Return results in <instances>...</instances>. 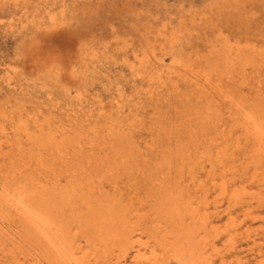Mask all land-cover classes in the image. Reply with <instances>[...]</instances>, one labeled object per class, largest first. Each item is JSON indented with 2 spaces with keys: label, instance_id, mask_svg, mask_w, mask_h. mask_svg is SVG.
Masks as SVG:
<instances>
[{
  "label": "rangeland",
  "instance_id": "1",
  "mask_svg": "<svg viewBox=\"0 0 264 264\" xmlns=\"http://www.w3.org/2000/svg\"><path fill=\"white\" fill-rule=\"evenodd\" d=\"M263 1L58 0L57 4H47L43 0L38 2L25 0V3L24 0H0V143L3 144L2 148L4 149L2 151L0 148L2 151L0 152V187L14 186L18 182L26 186L29 184L30 187L38 186V190H45L47 194L58 192L60 197L64 193L73 194L75 200L72 206L70 204L62 205V207L68 209V212L65 210L64 213L67 216L70 214L71 218L67 225V227L70 226L68 228L70 230L69 237L73 241L75 240L77 246L83 248V253L87 252L85 258L87 264L88 262H90L89 264H116L118 260H121V264H138L133 257L134 249H130L126 257L123 249L113 246L111 242L105 243L108 240L105 232L107 228L103 227L105 231L100 228L104 234L95 228L96 220L102 223V219H97L99 213L100 215L104 213L105 218L102 216L104 220L114 213L115 218L120 220L119 222L116 220L118 225H121V220L127 224L130 219V222L135 221L129 224H132V228L136 225L135 229L138 233H142L143 242L149 243L151 249L155 246V240L163 239L164 230L169 223L165 219V214L162 213L164 212L163 203L172 194L179 195L180 193L185 197L186 203H191L189 205L191 208H199L200 213L206 214L210 222L209 228L206 231L201 229V236H198L200 239H198L200 244L197 243L198 253L201 251L202 260L207 259L209 264H264V152L259 150L254 136L251 132L248 133L244 126L247 114L264 119ZM220 29L222 30L220 31ZM214 45L215 47L212 49ZM84 50L89 54L86 57V67H82V57L80 56ZM136 55L139 58H136ZM144 57L148 62L143 66L139 59ZM249 60L251 61L250 66H248ZM148 66L151 67V70L154 68L151 75L145 74ZM169 70L183 75L188 74L191 77L192 71H194L201 82L208 78L211 80V85L203 83L205 85L203 89L197 88L195 85L193 86V81L178 79L174 75V80H167V85L155 89L158 82L157 73L164 72V75L167 76ZM212 71L216 73L213 74ZM150 76L155 80L150 81ZM210 76L212 77L210 78ZM143 77L146 79L143 80ZM197 94H200L199 97ZM253 103L254 105H252ZM1 109H3L2 112ZM194 120L197 122L196 124ZM200 120L202 121L200 122ZM82 122L83 124H81ZM28 123L30 126L27 125ZM126 124H129L128 128L123 127L127 126ZM175 124L184 126L186 129ZM78 127L82 129L80 130ZM20 128L24 131H19ZM134 128L138 130L135 129V132ZM174 128L177 130L174 131ZM182 129L186 134H183ZM29 132L32 134L30 133V135ZM208 136H211L212 139ZM169 140L173 144H170ZM192 141L194 142L192 143ZM97 143L99 144L97 145ZM240 143L241 145H239ZM127 149L128 151H126ZM152 156L153 160L150 158ZM193 157H196L198 161ZM155 159H157L156 162ZM85 161L88 162L84 164ZM67 162H70V165ZM95 165L96 167L93 168ZM107 165L109 166L106 167ZM140 165L145 169H142ZM201 169L202 171H200ZM80 170L84 172V175ZM33 171L35 176L32 175ZM49 173L51 174L49 175ZM70 175L73 177L71 178ZM135 175H139L141 179ZM151 175L152 177H150ZM65 176L67 179L64 178ZM88 176L89 178H87ZM106 176L110 178L108 179ZM165 176L167 178H164ZM21 177L24 179L22 180ZM77 177L79 180L76 179ZM98 177L104 181L100 182ZM171 177L174 178L171 179ZM209 177L212 179L211 181ZM152 178L154 180H151ZM85 179L86 181H84ZM178 179L182 180L178 181ZM93 182L96 183V186ZM54 183L56 187L53 186ZM167 183L168 185H166ZM69 184L70 186H67ZM100 184L102 185L100 186ZM206 184H212L213 187ZM44 186L45 188H42ZM61 186L63 191H61ZM131 186L132 188H130ZM171 187L173 188L171 189ZM89 188L90 190H88ZM224 188L227 189L226 193H223ZM97 189L98 191H96ZM180 189L187 194L181 192ZM71 190L74 192L71 193ZM102 190L104 192H101ZM89 192L91 193L89 194ZM102 193L106 194L103 196ZM93 196L95 202H93ZM115 199L119 201H114ZM91 201L96 206L91 205ZM119 202L122 204L125 202L123 204L125 206L119 205ZM112 203L113 205H111ZM76 204H80L78 205L80 207ZM90 205L92 211L88 208ZM102 205L107 207V210ZM127 207H129L128 210ZM121 213H124L126 217ZM137 213L141 215H137ZM5 219L7 221L0 217V226H2L0 233H3V236H0V264H51L48 261L50 256L44 247L39 246V248L37 241L28 236L18 217L9 214ZM91 224L93 227H90ZM102 225L108 227L106 223ZM139 225L141 226L139 227ZM194 225L192 227H195ZM79 231L82 233H78ZM85 232L86 235L83 234ZM94 235L96 238L91 237ZM87 236L93 240L88 239ZM88 242L90 243L88 244ZM201 243H203L202 246H200ZM98 247L99 249H95ZM107 248L109 249L105 250ZM92 250L101 251L94 252ZM158 252L160 254L158 264H179L170 252L166 253L160 249Z\"/></svg>",
  "mask_w": 264,
  "mask_h": 264
},
{
  "label": "bare ground",
  "instance_id": "2",
  "mask_svg": "<svg viewBox=\"0 0 264 264\" xmlns=\"http://www.w3.org/2000/svg\"><path fill=\"white\" fill-rule=\"evenodd\" d=\"M35 1H40V0H35ZM42 1V0H41ZM44 2H46L47 4H51V3H55V4H57V1L58 0H43ZM224 1V0H223ZM251 1V0H250ZM23 2V1H22ZM215 2V1H214ZM264 2V1H263ZM24 3H25V0H24ZM41 4V3H40ZM205 4V3H204ZM197 5V4H196ZM262 5H264L263 3H262ZM89 6V5H88ZM198 6V5H197ZM251 7V6H250ZM198 8V7H197ZM205 8V7H204ZM206 9V8H205ZM96 11V10H95ZM209 11V10H208ZM216 11V10H215ZM46 13H47V11H46ZM97 13V12H96ZM229 13V12H228ZM250 13V12H249ZM217 14H218V12H217ZM53 15V14H52ZM56 15V14H55ZM209 15H212V14H209ZM250 15V14H249ZM256 15V14H255ZM254 15V16H255ZM213 16V15H212ZM214 19V18H213ZM240 19V18H239ZM2 21V20H1ZM15 21V20H14ZM228 21V20H227ZM214 25V24H213ZM244 27V26H243ZM29 28V27H28ZM212 28V27H211ZM164 29V28H163ZM254 29H256V28H254ZM222 29H220V31H221ZM257 30V29H256ZM219 31V32H220ZM28 32V31H27ZM157 32V31H156ZM24 34V33H23ZM208 34V33H207ZM214 35V34H213ZM213 35H212V37H213ZM223 35V34H222ZM24 36V35H23ZM148 36V35H147ZM151 36V35H150ZM12 37V36H11ZM156 37H157V35H156ZM221 37V36H220ZM224 37V36H223ZM215 38H216V36H215ZM219 38V37H218ZM210 39V38H209ZM146 40V39H145ZM147 40H148V38H147ZM211 40V39H210ZM213 40V39H212ZM228 40V42H229V39H227ZM236 40V39H235ZM24 41H25V39H24ZM215 41V40H214ZM35 42V41H34ZM118 43V42H117ZM212 43V42H211ZM215 43V42H214ZM233 43H234V41H233ZM25 44V43H24ZM216 44V43H215ZM218 44V43H217ZM222 44V43H221ZM252 44V43H251ZM229 45V44H228ZM242 45V44H241ZM255 45V44H254ZM213 47H215V45L214 46H212V49H213ZM224 47V46H223ZM245 48V47H244ZM262 48V47H261ZM264 48V47H263ZM37 49V48H36ZM83 49V48H82ZM210 49V48H209ZM236 49V48H235ZM259 49V48H258ZM54 50V49H53ZM160 50V49H159ZM208 50V49H207ZM63 52V51H62ZM264 52V51H263ZM67 53V52H66ZM69 53V52H68ZM255 53V52H254ZM259 53H260V51H259ZM72 54V53H71ZM118 54V53H117ZM130 54V53H129ZM155 54V53H154ZM214 54V53H213ZM87 55H89V54H87L86 53V50H84L83 52H81L80 53V56L82 57L81 58V60H82V67H86V65H85V63L87 62ZM204 55V54H203ZM258 55V54H257ZM263 55V54H262ZM134 56V55H133ZM207 56V58H208V54L206 55ZM232 57L231 58H233V55H231ZM62 57V56H61ZM119 57V56H118ZM136 58H139V56L138 55H136L135 56ZM135 58V59H136ZM252 59V58H251ZM25 60H26V58H25ZM202 60V59H201ZM200 60V61H201ZM248 60V59H247ZM139 61H140V63L144 66L145 65V63H147L148 61H147V59L144 57V58H141V59H139ZM176 61V60H175ZM255 61H257L256 60V58H255ZM177 62V61H176ZM206 62V61H205ZM250 60H249V65L248 66H250L251 64H250ZM254 62V61H253ZM259 62V61H258ZM109 63V62H108ZM197 63V62H196ZM110 64V63H109ZM178 64H180L179 62H178ZM236 65V64H235ZM245 65V64H244ZM256 65V64H255ZM130 66V65H129ZM254 66V65H253ZM253 66H251L252 68H253ZM257 66V65H256ZM199 67V66H198ZM197 67V68H198ZM204 67V66H203ZM237 67V66H236ZM258 67V66H257ZM139 68V67H138ZM86 69V68H85ZM133 69V68H132ZM209 69V68H208ZM213 69V68H212ZM223 69V68H222ZM253 69H255V68H253ZM261 69V68H260ZM153 70H154V68H152V70H151V67H147V70H146V72H145V74H147L148 73V75H151V73L153 72ZM203 70H204V68H203ZM244 70V69H243ZM23 71V70H22ZM59 71V70H58ZM201 71V70H200ZM258 71V70H257ZM222 72V71H221ZM259 72V71H258ZM192 73H193V75H192V77L191 76H188V74H185V75H183V74H180V73H178V72H176V71H172V70H169L168 71V73H167V76H165L164 74V72H159V73H157V79H158V82H157V85H156V88L155 89H157V88H160L161 86L163 87L164 85H167V80H169V81H172V80H174V75H176V77L178 78V79H182V80H185V79H187L188 81H193V86L195 85L197 88H201V89H203L204 87L203 86H205V85H203V83H208L209 84V86L211 85V80L210 79H208V78H206V79H204V80H202V82L200 81V79H199V77L196 75L197 73H194V71H192ZM212 73H213V71H212ZM214 73H216V72H214ZM213 73V74H214ZM232 73H233V71H232ZM247 73V72H246ZM136 74V73H135ZM235 74V73H234ZM233 74V75H234ZM259 74V73H258ZM212 75V74H211ZM217 75V74H216ZM219 75V74H218ZM222 75H223V73H222ZM236 75V74H235ZM260 75V74H259ZM244 76V75H243ZM138 77V76H137ZM206 77H207V75H206ZM212 76H210V78H211ZM233 77V76H232ZM247 77V76H246ZM49 78V77H48ZM139 78V77H138ZM154 78V77H153ZM218 78V77H217ZM240 78V77H239ZM238 78V80H240ZM146 78L145 77H143V80H145ZM198 79V80H197ZM221 79V78H220ZM220 79H219V81H220ZM132 80H134V79H132ZM153 80H155V79H151V76H150V81H153ZM227 80V79H226ZM245 80H247V79H245ZM259 80H260V78H259ZM223 81V80H222ZM228 81V80H227ZM233 81V80H232ZM229 82H231V81H229ZM235 82V81H234ZM256 82H258L257 80H256ZM232 83V82H231ZM248 85H249V83H247ZM60 85V84H59ZM145 85V84H144ZM218 85V84H217ZM238 85V84H237ZM258 85V84H257ZM28 86V85H27ZM247 86V85H246ZM253 86V85H252ZM260 86V85H259ZM258 86V87H259ZM235 87V86H234ZM29 88H31V87H29ZM222 88V87H221ZM228 88V87H227ZM241 88H242V85H241ZM249 88V87H248ZM179 89H180V87H179ZM160 90V89H159ZM222 90V89H221ZM228 90H229V88H228ZM238 90V89H237ZM145 91V90H144ZM202 91V90H201ZM239 91V90H238ZM251 91V90H250ZM174 92V91H173ZM198 92H199V90H198ZM229 92H231V91H229ZM257 92V91H256ZM31 93H32V91H31ZM200 93H202V92H200ZM242 93H243V91H242ZM258 93V92H257ZM80 94V93H79ZM229 94V93H228ZM244 94V93H243ZM260 94V93H259ZM78 95V94H77ZM93 95V94H92ZM198 95V94H197ZM200 95V94H199ZM199 95H198V97H199ZM232 95V94H231ZM87 96V95H86ZM113 96V95H112ZM205 96V95H204ZM240 96V95H239ZM259 96V95H258ZM245 97V96H244ZM205 98V97H204ZM260 98H262L261 96H260ZM246 99V98H245ZM39 101V100H38ZM163 101V100H162ZM179 101V100H178ZM238 101V100H237ZM245 101H247V100H245ZM161 102V101H160ZM118 103V102H117ZM250 103V102H249ZM256 103V102H255ZM15 104V103H14ZM206 104V103H205ZM203 105V104H202ZM251 105V104H250ZM249 105V106H250ZM252 105H254V103L252 104ZM22 106V105H21ZM136 106V105H135ZM193 106V105H192ZM211 106V105H210ZM248 106V107H249ZM257 106V105H256ZM191 107V106H190ZM244 107V106H243ZM21 108V107H20ZM119 108V107H118ZM247 108V107H246ZM255 108V107H254ZM4 110H5V108H3ZM3 109H1V112H2V110ZM8 109V108H7ZM124 109V108H123ZM262 109V108H261ZM11 110V109H10ZM109 110V109H108ZM198 110V109H197ZM217 110V109H216ZM229 110V109H228ZM231 110V109H230ZM249 110H251V109H249ZM13 111V110H12ZM11 111V112H12ZM15 111V110H14ZM258 111H259V109H258ZM4 113L6 112V111H3ZM10 112V113H11ZM183 112V111H182ZM181 112V113H182ZM233 112V111H232ZM120 113V112H119ZM180 113V114H181ZM184 113V112H183ZM258 113V112H257ZM12 114V113H11ZM126 114V113H125ZM231 114V113H230ZM259 114H261L260 113V111H259ZM259 114H258V116H259ZM137 115V114H136ZM155 115V114H154ZM7 116V115H6ZM71 116V115H70ZM81 116H83V115H81ZM228 116V115H227ZM261 116H262V114H261ZM185 117H187V116H185ZM238 117V116H237ZM5 117L3 116V119H4ZM54 118V117H53ZM52 118V119H53ZM78 118V117H77ZM138 118V117H137ZM195 118V117H194ZM12 119V118H11ZM14 119V118H13ZM46 119V118H45ZM51 119V118H50ZM119 119V118H118ZM185 119V118H184ZM201 119V118H200ZM238 119H239V117H238ZM246 123H244L245 125V128H246V130L248 131V133L249 132H251L252 133V135L254 136V138H255V140L257 141V143H258V145H259V150L260 151H262V152H264V119H260V118H258L257 116H255V115H253V114H247L246 115ZM15 120V119H14ZM27 120H28V117H27ZM40 120V119H39ZM79 120V119H78ZM120 120V119H119ZM168 120V119H167ZM196 120H197V118H196ZM232 120H234V119H232ZM240 120V119H239ZM24 121V120H23ZM48 121H50V120H48ZM52 121V120H51ZM75 121V120H74ZM131 121V120H130ZM129 121V122H130ZM134 121H135V119H134ZM202 120H200V122H201ZM206 121V120H205ZM221 121V120H220ZM41 122V121H40ZM43 122V121H42ZM45 122H46V120H45ZM126 122V121H125ZM132 122V121H131ZM189 122V121H188ZM194 122H195V120H194ZM235 122V121H234ZM242 122H244V121H242ZM7 123V122H6ZM11 123V122H10ZM38 124H39V122H37ZM44 123V122H43ZM51 123V122H50ZM87 123H88V121H87ZM124 123V122H123ZM166 123V122H165ZM197 122H195V124H196ZM209 123V122H208ZM214 123H216V122H214ZM12 124V123H11ZM78 124V123H77ZM81 124H83V122L81 123ZM102 124V123H101ZM13 125V124H12ZM17 125V124H16ZM27 125H29V123L27 124ZM49 125V124H48ZM105 125V124H104ZM103 125V126H104ZM119 125V124H118ZM127 125V124H126ZM129 125V124H128ZM128 125L127 126H123V127H127L128 128ZM135 125V124H134ZM175 125H179V124H175ZM201 125V124H200ZM204 125V124H203ZM205 125H206V122H205ZM19 126H21V125H19ZM30 126V125H29ZM79 126V125H78ZM81 126V125H80ZM79 126V127H80ZM180 126V125H179ZM179 126H178V128H179ZM202 126V125H201ZM214 126H216V125H214ZM237 126V125H236ZM243 126V125H242ZM15 127H17V126H15ZM24 127H26V126H24ZM50 127V126H49ZM56 127V126H55ZM68 128H69V126H67ZM77 127V126H76ZM78 127V128H79ZM105 127V126H104ZM110 127H112L111 125H110ZM173 127H176V126H173ZM172 127V128H173ZM182 127H184V126H182ZM181 126H180V128H182ZM210 127H212V126H210ZM27 128V127H26ZM51 128V127H50ZM64 128V127H63ZM95 128V127H94ZM179 128V129H180ZM185 128V127H184ZM191 128V127H190ZM189 128V129H190ZM199 128V127H198ZM206 128V127H205ZM29 129V128H28ZM40 129V128H39ZM80 130L82 129V128H79ZM91 129V128H90ZM115 129V128H114ZM122 129V128H121ZM125 129V128H124ZM135 129H137V128H134L133 130L135 131ZM175 129L176 128H174V131H175ZM186 129V128H185ZM192 129V128H191ZM195 129V128H194ZM200 129V128H199ZM199 129H198V131H199ZM207 129V128H206ZM209 129V128H208ZM211 129V128H210ZM214 129H215V127H214ZM237 129V128H236ZM33 130V129H32ZM41 130V129H40ZM52 130V129H51ZM89 130V129H88ZM92 130H93V128H92ZM127 130H129V129H127ZM127 130H125V131H127ZM138 130V129H137ZM168 130V129H167ZM171 130V129H170ZM173 130V129H172ZM177 130V129H176ZM183 130L184 129H182L181 131L183 132ZM202 130V129H201ZM216 130V129H215ZM217 130H218V128H217ZM221 131H222V129H220ZM14 131H17V129H14ZM19 131H24V130H22L21 128L19 129ZM18 131V132H19ZM26 131V130H25ZM30 131V130H29ZM53 131V130H52ZM58 131V130H57ZM68 131V130H67ZM73 131V130H72ZM117 131V130H116ZM164 131V130H163ZM166 131V130H165ZM186 131V130H185ZM190 131V130H189ZM206 131V130H205ZM48 132H50V131H48ZM53 132H55V131H53ZM80 132V131H79ZM87 132V131H86ZM93 132H94V130H93ZM97 132H98V130H97ZM96 132V133H97ZM123 132V131H122ZM136 132V131H135ZM156 132V131H155ZM167 132V131H166ZM186 132H188V131H186ZM210 132H212V131H210ZM16 133V132H15ZM31 132H29V134H30ZM52 133V132H51ZM57 133V132H56ZM72 133V132H71ZM84 133V132H83ZM83 133H82V136H83ZM105 133V132H104ZM169 133V132H168ZM175 133V132H174ZM185 132H183V134H184ZM200 133V132H199ZM198 133V134H199ZM202 133V132H201ZM205 133V132H204ZM207 133V132H206ZM219 133V132H218ZM231 133V132H230ZM2 134V133H1ZM4 134H5V131H4ZM7 135H8V132L6 133ZM23 134V133H22ZM28 134V133H27ZM29 134L27 135V136H29ZM32 134V133H31ZM30 134V135H31ZM41 134V133H40ZM85 134V133H84ZM88 134V133H87ZM98 134H99V132H98ZM172 134H173V132H172ZM186 134V133H185ZM211 134V133H210ZM14 135V134H13ZM48 135V134H47ZM52 135V134H51ZM63 135V134H62ZM69 135H71V134H69ZM74 135V134H73ZM92 135V134H91ZM112 135V134H111ZM119 135V134H118ZM169 135V134H168ZM174 135V134H173ZM178 135H179V133H178ZM188 135V134H187ZM192 135H193V133H192ZM201 135V134H200ZM215 135H216V133H215ZM214 135V136H215ZM229 135V134H228ZM11 137H12V134L10 135ZM17 136V135H16ZM22 136V135H21ZM44 136V135H43ZM64 136V135H63ZM72 136V135H71ZM90 136V135H89ZM94 136V135H93ZM99 136H101V135H99ZM180 136H181V134H180ZM205 136V135H204ZM203 136V137H204ZM212 136V135H211ZM211 136L209 137V138H211ZM230 136H232V134H230ZM2 137V136H1ZM39 137V136H38ZM87 137V136H86ZM102 137V136H101ZM112 137V136H111ZM172 137V136H171ZM174 137V136H173ZM194 137V136H193ZM216 137V136H215ZM20 138V137H19ZM29 138V137H28ZM32 138V137H31ZM44 138V137H43ZM66 138V137H65ZM70 138H72V137H70ZM69 138V139H70ZM132 138V137H131ZM200 138V137H199ZM202 138V137H201ZM200 138V139H201ZM205 138V137H204ZM206 138H207V136H206ZM233 138V137H232ZM7 139H8V137H7ZM12 139V138H11ZM17 139V138H16ZM42 139V138H41ZM47 139V138H46ZM54 139H55V136H54ZM59 139H60V137H59ZM58 139V140H59ZM121 139H123V138H121ZM130 139V138H129ZM172 139V138H171ZM198 139V138H197ZM212 139V138H211ZM3 140H5V139H3ZM9 140V139H8ZM31 140V139H30ZM66 140V139H65ZM68 140V139H67ZM71 140V139H70ZM111 140H112V138H111ZM183 140V139H182ZM196 140V139H195ZM206 140V139H205ZM209 140V139H208ZM208 140H207V142H208ZM218 140V139H217ZM231 140V139H230ZM7 141V140H6ZM11 141V140H10ZM12 141H13V139H12ZM54 141V140H53ZM97 141H99V140H97ZM102 141V140H101ZM100 141V142H101ZM112 141H114V139L112 140ZM131 141V140H130ZM134 141V140H133ZM136 141V140H135ZM170 141V140H169ZM181 141V140H180ZM184 141V140H183ZM39 142V141H38ZM55 142V141H54ZM54 142H51L52 144H54ZM66 141H64V144H66L65 143ZM132 142V141H131ZM194 141H192V143H193ZM210 142V141H209ZM232 142V141H231ZM231 142H229L230 144H231ZM23 143V142H22ZM58 143V142H57ZM133 143V142H132ZM155 143V142H154ZM173 144V142H171L170 141V144ZM212 143V142H211ZM210 143V144H211ZM214 143V142H213ZM245 143V142H244ZM11 144V143H10ZM15 144V143H14ZM13 144V145H14ZM29 144V143H28ZM99 143H97V145H98ZM110 144H111V142H110ZM156 144V143H155ZM158 144H159V142H158ZM176 144H178V143H176ZM209 144V143H208ZM207 144V145H208ZM2 143H0V148H1V150L3 149L2 148ZM24 145V144H23ZM30 145V144H29ZM29 145H26V146H29ZM32 145V144H31ZM35 145V144H34ZM34 145H32V146H34ZM67 145H69V144H67ZM95 145V144H94ZM107 145V144H106ZM108 145H109V143H108ZM128 145V144H127ZM131 145V144H130ZM138 145V144H137ZM136 145V146H137ZM161 145V144H160ZM186 145V144H185ZM212 145V144H211ZM239 145H241V143L239 144ZM96 146V145H95ZM114 146V145H113ZM172 146V145H171ZM183 146V145H182ZM186 146H188V145H186ZM229 146H232V145H229ZM19 147V146H18ZM124 147V146H123ZM180 147V146H179ZM202 147V146H201ZM237 147V146H236ZM15 148V147H14ZM22 148V147H21ZM31 148V147H30ZM35 148V147H34ZM78 148V147H77ZM126 148V147H125ZM124 148V149H125ZM136 148V147H135ZM194 148H195V146H194ZM217 148V147H216ZM228 148V147H227ZM239 148V147H238ZM250 148V147H249ZM27 149V148H26ZM67 149H69V147H67ZM157 149V148H156ZM173 149H175L174 148V146H173ZM202 149H204L205 150V148H202ZM4 150V149H3ZM2 150V151H3ZM5 150H6V148H5ZM35 150V149H34ZM63 150V149H62ZM77 150V149H76ZM98 150V149H97ZM143 150V149H142ZM145 150V149H144ZM181 150V149H180ZM189 150V149H188ZM210 150H211V148H210ZM252 150H254V149H252ZM2 151H0V152H2ZM36 151H37V149H36ZM40 151H41V149H40ZM69 151V150H68ZM75 151V150H74ZM81 151V150H80ZM89 151H91V150H89ZM88 151V153H89V155H91L90 153L91 152H89ZM126 151H128V149L126 150ZM191 151V150H190ZM193 151V150H192ZM209 151V150H208ZM208 151H207V153H208ZM235 151V150H234ZM255 151V150H254ZM253 151V152H254ZM86 152V151H85ZM120 152V151H119ZM132 152V151H131ZM145 152H146V150H145ZM181 152V151H180ZM202 152V151H201ZM204 152V151H203ZM210 152V151H209ZM212 152V151H211ZM233 152V151H232ZM8 153V152H7ZM20 153V152H19ZM42 153H43V151H42ZM113 153V152H112ZM115 153V152H114ZM133 153H134V151H133ZM136 153V152H135ZM190 153V152H189ZM196 153H198V152H196ZM206 153V152H205ZM241 153H243V152H241ZM255 153H256V151H255ZM28 154V153H27ZM78 154V153H77ZM82 154V153H81ZM159 154V153H158ZM178 154V153H177ZM191 154V153H190ZM211 154V153H210ZM213 154V153H212ZM18 155V154H17ZM30 155V154H29ZM44 155H46V154H44ZM73 155V154H72ZM76 155V154H75ZM86 155V154H85ZM96 155V154H95ZM115 155V154H114ZM197 155H200V154H197ZM197 155H195V156H197ZM254 155V154H253ZM22 156V155H21ZM26 156V155H25ZM71 156V155H70ZM77 156V155H76ZM79 156H80V154H79ZM92 156V155H91ZM90 156V157H91ZM100 156V155H99ZM255 156V155H254ZM5 157V156H4ZM24 157V156H23ZM33 157V156H32ZM65 157V156H64ZM78 157V156H77ZM94 157V156H93ZM92 157V158H93ZM145 157V156H144ZM143 157V158H144ZM186 157V156H185ZM263 157H264V155H263ZM12 158V157H11ZM36 158V157H35ZM41 158V157H40ZM75 158V157H74ZM82 158V157H81ZM84 158V157H83ZM146 158V157H145ZM149 158V157H148ZM151 159L153 158V156L152 157H150ZM149 158V159H150ZM160 158H162V157H160ZM193 158H196V157H193ZM257 158V157H256ZM31 159V158H30ZM58 159V158H57ZM70 159V158H69ZM95 159V158H94ZM101 159L103 160V158L101 157ZM117 159V158H116ZM138 159V158H137ZM148 159V160H149ZM163 159V158H162ZM209 159V158H208ZM15 160V159H14ZM20 160V159H19ZM25 160H26V158H25ZM27 160H28V158H27ZM32 160V159H31ZM47 160V159H46ZM72 160H74V159H72ZM83 160V159H82ZM90 160V159H89ZM93 160V159H92ZM153 160V159H152ZM21 161V160H20ZM43 161V160H42ZM62 161V160H61ZM77 161V160H76ZM80 161V160H79ZM157 161V159H155V162ZM190 161V160H189ZM196 161H198L197 160V158H196ZM243 161V160H242ZM4 162V161H3ZM22 162V161H21ZM65 162V161H64ZM86 162H88V161H85V163L84 164H86ZM97 162H98V160H97ZM111 162H112V159H111ZM116 162V161H115ZM130 162V161H129ZM149 162H151L150 160H149ZM180 162V161H179ZM5 163V162H4ZM14 163V162H13ZM24 163V162H23ZM45 163V162H44ZM50 163H52V162H50ZM68 163V162H67ZM74 163V162H73ZM105 163V162H104ZM117 163V162H116ZM139 163V162H138ZM152 163H154V162H152ZM158 163V162H157ZM188 163V162H187ZM197 163V162H196ZM241 163V162H240ZM7 164V163H6ZM30 164V163H29ZM69 165H70V162L68 163ZM82 165H84L83 163H81ZM80 164V165H81ZM100 164V163H99ZM103 164V163H102ZM109 164V163H108ZM111 164V163H110ZM109 164V165H110ZM114 164V163H113ZM131 164V163H130ZM147 164V163H146ZM190 164V163H189ZM200 164V163H199ZM202 164H204V163H202ZM210 164H212V163H210ZM34 165V164H33ZM32 165V166H33ZM36 165V164H35ZM44 165V164H43ZM53 165V164H52ZM75 165H77V164H75ZM82 165H81V168H82ZM109 165H107L106 167H108ZM115 165V164H114ZM118 165H119V163H118ZM142 165H145V163L143 164L142 163ZM153 165V164H152ZM174 165V164H173ZM191 165V164H190ZM195 165V164H194ZM193 165V166H194ZM201 165V164H200ZM223 165V164H222ZM3 166V165H2ZM61 166V165H60ZM97 166H98V164H97ZM121 166H122V164H121ZM28 167H30V166H28ZM39 167V166H38ZM44 167V166H43ZM79 167V166H78ZM84 167H85V165H84ZM94 167H96V165L95 166H93V168ZM116 167V166H115ZM134 167H135V165H134ZM140 167H141V165H140ZM191 167V166H190ZM196 167V166H195ZM205 167V166H204ZM215 167V166H214ZM1 168V167H0ZM3 168V167H2ZM49 168H50V166H49ZM69 168V167H68ZM73 168V167H72ZM92 168V169H93ZM105 168V167H104ZM142 168V167H141ZM149 168V167H148ZM156 168V167H155ZM158 168V167H157ZM194 168V167H193ZM202 168V167H201ZM212 168V167H211ZM8 169V168H7ZM34 169V168H33ZM35 169H37V168H35ZM71 169V168H70ZM76 169V168H75ZM79 169V168H78ZM109 169V168H108ZM117 169H118V167H117ZM120 169V168H119ZM130 169V168H129ZM142 169H145L144 168V166H143V168ZM198 169V168H197ZM57 171H58V169H56ZM69 170V169H68ZM102 170V169H101ZM121 170V169H120ZM132 170H135V169H132ZM136 170H137V167H136ZM173 170V169H172ZM208 170V169H207ZM213 170H214V168H213ZM212 170V171H213ZM32 171V170H31ZM37 171V170H36ZM51 171V170H50ZM55 171V170H54ZM81 171V170H80ZM88 171H89V169H88ZM118 171V170H117ZM154 171V170H153ZM158 171V170H157ZM188 171V170H187ZM196 171V170H195ZM195 171H193V172H195ZM200 171H202V169L200 170ZM236 171V170H235ZM234 171V172H235ZM11 172V171H10ZM16 172V171H15ZM23 172V171H22ZM40 172V171H39ZM52 172V171H51ZM56 172V171H55ZM61 172V171H60ZM67 172V171H66ZM70 172V171H69ZM68 172V173H69ZM75 172V171H74ZM82 172V171H81ZM97 172H98V170H97ZM101 172H103V170L101 171ZM104 172H105V170H104ZM109 172V171H108ZM123 172V171H122ZM149 172V171H148ZM155 172V171H154ZM184 172V171H183ZM186 172V171H185ZM214 172V171H213ZM25 173H26V171H25ZM33 173H34V171L32 172V175H33ZM63 173H64V171H63ZM83 173V175H84V172H82ZM91 173H92V171H91ZM115 173V172H114ZM152 173V172H151ZM159 173V172H158ZM162 173V172H161ZM160 173V174H161ZM217 174L219 173V172H216ZM233 173V172H232ZM13 174H15V173H13ZM12 174V175H13ZM51 173H49V175H50ZM100 175H101V173H99ZM124 174H126V173H124ZM146 174V173H145ZM171 174V173H170ZM190 174V173H189ZM17 175V174H16ZM19 175H20V173H19ZM60 175V174H59ZM66 175H68V174H66ZM93 175H94V173H93ZM93 175H92V177H93ZM96 175V174H95ZM98 175V174H97ZM105 175H106V173H105ZM115 175H117V174H115ZM149 175V174H148ZM33 176H35V175H33ZM64 176V175H63ZM71 176V178L73 177L72 175H70ZM69 176V177H70ZM76 176H79V175H76ZM136 177H139V175H135ZM156 176V175H155ZM170 176V175H169ZM184 176V175H183ZM194 175H192V177H193ZM220 176V175H219ZM20 177V176H19ZM36 177H37V175H36ZM56 177H57V175H56ZM58 177H60V176H58ZM62 177V176H61ZM80 177V176H79ZM79 177H77L76 179L77 180H79L78 178ZM91 177V176H90ZM106 177H108V176H106ZM115 177H117V176H115ZM119 177V176H118ZM133 177V176H132ZM145 177H147V176H145ZM150 177H152V175L150 176ZM175 177V176H174ZM174 177H171V179L172 178H174ZM205 177V176H204ZM203 177V178H204ZM218 177V176H217ZM22 178V177H21ZM38 178L40 179V177L38 176ZM43 178V177H42ZM50 178V177H49ZM65 179H67L66 178V176L64 177ZM87 178H89V176L87 177ZM86 178V179H87ZM99 179H100V177H98ZM110 177H108V179H109ZM164 178H167L166 176L164 177ZM164 178H161V179H164ZM194 178V177H193ZM202 178V179H203ZM210 178V177H209ZM219 178V177H218ZM240 178V177H239ZM24 178H22V180H23ZM25 179H27V178H25ZM44 179V178H43ZM61 179V178H60ZM75 179V178H74ZM82 179V178H81ZM86 179L84 180V181H86ZM135 179V178H134ZM139 179H141L140 177H139ZM156 179V178H155ZM191 179V178H190ZM189 179V180H190ZM195 179H196V177H195ZM200 179V178H199ZM222 179H224V178H222ZM226 179V178H225ZM37 180V179H36ZM70 180V179H69ZM73 180V179H72ZM151 180H154L153 178L151 179ZM160 180V179H159ZM182 180V179H181ZM181 180H179L178 179V181H181ZM212 179L210 178V181H211ZM215 180V179H214ZM221 180V179H220ZM38 181V180H37ZM44 181H45V179H44ZM55 181H56V179H55ZM61 181V180H60ZM89 181V180H88ZM93 181H95V180H93ZM100 182H102V181H104V179H102V181H101V179L99 180ZM111 181H113V180H111ZM111 181H110V183H111ZM115 181V180H114ZM133 182H135V180H132ZM138 181V180H137ZM141 181V180H140ZM146 181H147V179H146ZM173 181V180H172ZM194 181V180H193ZM210 181H208V182H210ZM22 182V181H21ZM24 182H26V181H24ZM47 182V181H46ZM45 182V183H46ZM75 182V181H74ZM74 182H72V184L74 183ZM133 182H131V183H133ZM139 182V181H138ZM148 182V181H147ZM146 182V183H147ZM174 182V181H173ZM187 182V181H186ZM185 182V183H186ZM219 182V181H218ZM226 182H227V180H226ZM30 183V182H29ZM44 183V184H45ZM50 183V182H49ZM65 183V182H64ZM63 183V184H64ZM68 183V182H67ZM76 183H79V182H76ZM76 183H75V186H76ZM82 183H83V181H82ZM82 183H79V184H82ZM85 183V182H84ZM87 183H90V182H87ZM86 183V184H87ZM91 183H92V181H91ZM93 183H95V182H93ZM113 183V182H112ZM166 183V182H165ZM171 183V182H170ZM184 183V182H183ZM204 183V182H203ZM220 183V182H219ZM218 183V184H219ZM33 184V183H32ZM62 184V183H61ZM60 184V185H61ZM66 184V183H65ZM78 184V185H79ZM104 184V183H103ZM107 184V183H106ZM117 184V183H116ZM149 184V183H148ZM163 184V183H162ZM173 185H174V183H172ZM176 184V183H175ZM181 184V183H180ZM196 184V183H195ZM213 184V183H212ZM212 184L211 185H209V184H206V185H209V187L210 186H212ZM28 186H26V185H23V184H21V183H16V185H14V186H2V187H0V217L2 218V219H4L5 221H7L5 218H6V216L8 217V215L9 214H13V215H15L16 217H18L19 218V220L21 221V223H22V225L24 226V228H25V230H26V232L28 233V236L30 237V238H32V239H34V240H36L37 241V244H38V247L40 246H42V247H44V249L46 250V252L48 253V255L50 256V259L48 260V261H50V263L51 264H87V263H85V261L87 262V260H85V258L87 257V252L86 253H83L84 251H82V249L83 248H81L80 246H77L76 245V243H75V240L73 241L72 239H70V237H69V234H70V230H68V228L70 227H67V225L69 224V220L71 219L70 218V214L67 216L64 212H65V210H67V212H68V209H66V208H64V207H62V205H65V206H68V205H70L71 204V206H72V203L74 202V200H75V197H74V195L73 194H69V193H64L63 195H61V197L60 196H58V192L56 193V192H53L52 194H50L49 193V190H48V193L49 194H47L46 192H45V190L44 189H41V190H44V191H40V190H38V186H32V187H30L29 186V184H27ZM59 185V184H58ZM59 185V186H60ZM74 185V184H73ZM78 185H77V187H78ZM83 185V184H82ZM85 185V184H84ZM83 185V186H84ZM102 184H100V186H101ZM135 185V184H134ZM159 185V184H158ZM166 185H168V183L166 184ZM169 185H171V184H169ZM187 185V184H186ZM223 185V184H222ZM230 185V184H229ZM53 186H55L56 187V185H55V183L53 184ZM67 186H70V184L69 185H67ZM80 186V185H79ZM90 186V185H89ZM95 186H96V183H95ZM94 186V187H95ZM98 186V185H97ZM106 186V185H105ZM108 186V185H107ZM180 186V185H179ZM183 186V185H182ZM185 186V185H184ZM193 186V185H192ZM204 186V185H203ZM203 186H201V187H203ZM236 186V185H235ZM41 187V186H40ZM64 187V186H63ZM77 187H76V189H77ZM91 187V186H90ZM99 187V186H98ZM97 187V188H98ZM117 187V186H116ZM121 187V186H120ZM136 187V186H135ZM148 187V186H147ZM188 187V186H187ZM213 187V186H212ZM42 188H45V186L44 187H42ZM47 189H50L49 187H46ZM79 188V187H78ZM112 188V187H111ZM130 188H132V186L130 187ZM146 188V187H145ZM159 188H160V186H159ZM173 187H171V189H172ZM216 188V187H215ZM233 188V187H232ZM40 189V188H39ZM53 189V188H52ZM54 189H56V188H54ZM60 189V188H59ZM85 189H87V188H85ZM101 189V188H100ZM105 189V188H104ZM110 189V188H109ZM117 189H119V188H117ZM199 189V188H198ZM209 189V188H208ZM79 190V189H78ZM77 190V191H78ZM84 190V189H83ZM88 190H90V188L88 189ZM87 190V191H88ZM121 190H122V188H121ZM131 190V189H130ZM133 190V189H132ZM139 190H140V188H139ZM167 190H170V189H167ZM175 190V189H174ZM181 190V192L183 191L184 192V190H182V189H180ZM186 190V189H185ZM188 190V189H187ZM193 190V189H192ZM243 190V189H242ZM52 191V190H51ZM61 191H63V189H62V186H61ZM66 192L68 191V190H65ZM70 191V190H69ZM72 191L73 190H71V193H72ZM96 191H98V189L96 190ZM119 191V190H118ZM149 191V190H148ZM204 191V190H203ZM207 191V190H206ZM226 191H227V189L226 188H224V192L223 193H226ZM237 191V190H236ZM235 191V192H236ZM60 192V191H59ZM74 192V191H73ZM79 192V191H78ZM80 192H81V190H80ZM85 192V191H84ZM101 192H104L103 190L101 191ZM113 192H114V190H113ZM117 192V191H116ZM140 192V191H139ZM138 192V193H139ZM153 192V191H152ZM167 192V191H166ZM178 192V191H177ZM176 192V193H177ZM210 192H212V191H210ZM238 192V191H237ZM91 192H89V194H90ZM93 193V192H92ZM119 193H121V192H119ZM146 193H147V191H146ZM150 193H151V191H150ZM184 193H186V192H184ZM183 193V194H184ZM218 193V192H217ZM77 194V193H76ZM81 194H82V192H81ZM80 194V195H81ZM98 194H99V192H98ZM103 194V193H102ZM106 194V193H105ZM105 194H103V196L105 195ZM108 194V193H107ZM113 196H115L113 193H111ZM130 194V193H129ZM133 194V193H132ZM155 194V193H154ZM187 194V193H186ZM191 194H192V192H191ZM83 195V194H82ZM81 195V196H82ZM86 195H87V193H86ZM85 195V196H86ZM161 195H163V194H161ZM242 195H243V193H242ZM84 196V195H83ZM92 196V195H91ZM111 196V195H110ZM113 196H111L112 197V199H114L113 198ZM129 196H131V195H129ZM151 196V195H150ZM150 196H148V197H150ZM157 196H159V195H157ZM188 196V195H187ZM186 196V197H187ZM190 196V195H189ZM58 197H60V198H58ZM78 197V196H77ZM108 197V196H107ZM106 197V198H107ZM111 197H109L110 199H111ZM118 196H116V198H117ZM153 197V196H152ZM156 197V196H155ZM160 197V196H159ZM162 197V196H161ZM245 197V196H244ZM91 198V197H90ZM97 198H98V196H97ZM103 198V197H102ZM105 198V199H106ZM108 198V199H109ZM119 198V197H118ZM135 198V197H134ZM154 198V197H153ZM185 197H183L182 196V194L180 193L179 195H177V194H172V196L169 198V199H167L164 203H163V207H164V212H162V213H164L165 214V219H166V221L168 220V224L166 225V230H164L165 231V236L163 237V239L162 240H160V241H158V240H155V246L153 247V248H151L150 249V244L149 243H144L143 242V236H142V233H138V231L135 229V226L136 225H134V228H132L131 227V225L132 224H129V223H134V222H130V220L128 221L129 223L127 224V222H125V221H123V220H121V225H118L117 223H116V218H115V214L113 213V215H111V216H109V217H107L105 220H104V216H103V214L104 213H102V212H104V211H100L101 213H102V215H100V213H99V216H97V219H99L100 218V220L102 221V223H100V221L99 220H96V229H98V231L100 230V228H101V230H104L105 228H107L106 229V237H107V241L106 240H104V241H106L105 243H108V242H111L112 244H113V246H117V247H119V249H123L122 251H123V253H124V256L128 253V251L130 250V249H134V255H133V257H134V260H135V262H137L138 264H142L143 262H144V264H158V262H159V259H160V254H159V252H158V250L160 249V250H162V251H164V252H166V253H168V252H170L171 254H172V256L178 261V263L179 264H209V262L207 261V259H205V260H202V258H201V256H200V252L198 253V244L197 243H199L200 244V242H198V239H199V237L198 236H201L200 234H201V229H205V231H206V229L207 228H209L208 226L210 225V222L208 221V218H207V216H206V214H201L200 213V210H199V208H191V206H189V205H191V203H186V201H185V199H184ZM190 198V197H189ZM209 198V197H208ZM77 199V198H76ZM82 199V198H81ZM111 199V200H112ZM132 199V198H131ZM151 199V198H150ZM166 199V198H165ZM193 199V198H192ZM198 199V198H197ZM78 200V199H77ZM91 200V199H90ZM101 200V199H100ZM122 200H123V197H122ZM157 200V199H156ZM162 200V199H161ZM210 200V199H209ZM251 200V199H250ZM79 201V200H78ZM102 201H104V200H102ZM114 201H119V200H114ZM114 201H113V203H114ZM134 201V200H133ZM137 201V200H136ZM155 201V200H154ZM195 201V200H194ZM193 201V202H194ZM76 202V201H75ZM93 202H95L94 201V196H93ZM93 202L91 201V205L93 204ZM111 201L109 200V203H110ZM152 202V201H151ZM191 202V201H190ZM201 202V201H200ZM80 203V202H79ZM113 203L111 204V205H113ZM120 203V202H119ZM125 203V202H124ZM123 203V204H124ZM130 203V202H129ZM140 203V202H139ZM154 203V202H153ZM160 203V202H159ZM202 203V202H201ZM81 204V203H80ZM80 204H76L77 206L78 205H80ZM115 204V203H114ZM118 204V203H117ZM116 204V205H117ZM122 203H120L119 205H121ZM122 204V205H123ZM132 204V203H131ZM211 204V203H210ZM216 204V203H215ZM91 205L88 207V208H90V210H91ZM93 205H95L96 206V204H93ZM98 205V204H97ZM103 205H105V204H103ZM102 205V207H104V209H106L105 208V206H103ZM107 205H108V203H107ZM126 205H127V203H126ZM130 205V204H129ZM142 205H144L143 203H142ZM162 205V204H161ZM195 205V204H194ZM198 205V204H197ZM237 205H239V204H237ZM74 206H75V204H74ZM94 206V207H95ZM109 206V205H108ZM123 206H125V205H123ZM134 206V205H133ZM137 206V205H136ZM78 207H80V206H78ZM77 207V208H78ZM82 207V206H81ZM111 207V206H110ZM115 207H119V206H115ZM132 207V206H131ZM84 208H86V207H84ZM97 208V207H96ZM122 208V207H121ZM120 208V210L122 211V209ZM128 208L129 207H127V210H128ZM146 208V207H145ZM152 208V207H151ZM246 208H247V206H246ZM100 209V208H99ZM114 209V208H113ZM117 209H119V208H117ZM133 209V208H132ZM141 209H142V206H141ZM201 209V208H200ZM86 210V209H85ZM89 210V212H91ZM101 210V209H100ZM107 210V209H106ZM110 210V209H109ZM112 210V209H111ZM110 210V211H111ZM139 210V209H138ZM145 210V209H144ZM220 210V209H219ZM117 211V210H116ZM123 211H124V209H123ZM206 211V210H205ZM79 212V211H78ZM117 212H119V211H117ZM126 212V211H125ZM129 212V211H128ZM145 214H146V212L145 211H143ZM75 213H76V211H75ZM92 213V212H91ZM93 213H95L94 211H93ZM98 213V212H97ZM248 213V212H247ZM74 214V213H73ZM88 214V213H87ZM120 214V213H119ZM124 215V213H121V215ZM130 214V213H129ZM75 215V214H74ZM93 215V214H92ZM117 215V214H116ZM130 215H133V214H130ZM136 215V214H135ZM137 215H141V214H138L137 213ZM143 215V214H142ZM85 216V215H84ZM89 216V215H88ZM102 216L104 217V218H102ZM118 216V215H117ZM215 216V215H214ZM78 217V216H77ZM124 217H126L125 215H124ZM128 217V216H127ZM131 217H133V216H131ZM142 217V216H141ZM154 217V216H153ZM163 217V216H162ZM229 217H230V215H229ZM90 219L92 218V217H89ZM96 218V217H95ZM123 218V217H122ZM246 218V217H245ZM79 219V218H78ZM211 219V218H210ZM234 219V218H233ZM238 219V218H237ZM9 220V219H8ZM85 220V219H84ZM125 220V219H124ZM133 220V219H132ZM120 220H117V222H119ZM122 221H123V223H122ZM137 221H139V220H137ZM140 221H142V220H140ZM94 222V224H95V221H93ZM125 222V223H124ZM239 222V221H238ZM85 223V222H84ZM87 223H88V221H87ZM107 224V226L108 227H106V226H103L102 224ZM90 224V223H89ZM193 224H195L194 226L195 227H192V225ZM1 225V224H0ZM11 225V224H10ZM138 225V224H137ZM78 226V225H77ZM141 225H139V227H140ZM0 227H2V226H0ZM11 227V226H10ZM73 227H74V225H73ZM76 227V226H75ZM88 227V226H87ZM90 227H93L92 226V224L90 225ZM89 227V228H90ZM103 227H105V228H103ZM86 228V227H85ZM87 229V228H86ZM94 229V228H93ZM1 230V229H0ZM23 230V229H22ZM100 230V231H101ZM237 230V229H236ZM2 231H4V230H2ZM9 231V230H8ZM20 231V230H19ZM72 231V230H71ZM98 231H97V233H98ZM140 231V230H139ZM257 231V230H256ZM15 232V231H14ZM90 232H91V230H90ZM102 233L101 234H104L103 233V231H101ZM212 232V231H211ZM222 232V231H221ZM225 232V231H224ZM11 233V232H10ZM17 233V232H16ZM76 233V232H75ZM78 233H82V232H78ZM77 233V234H78ZM89 233V232H88ZM145 233V232H144ZM207 233V232H206ZM212 233H214V232H212ZM3 234V233H2ZM1 233H0V236H3ZM74 234V233H73ZM72 234V235H73ZM83 234H85L86 235V232L85 233H83ZM101 234H100V236H101ZM6 235V234H5ZM18 235H20V234H18ZM24 235V234H23ZM82 235V234H81ZM85 235H84V237H85ZM97 235V234H96ZM212 235V234H211ZM21 236V235H20ZM105 236V235H104ZM203 237H204V235H202ZM9 237V236H8ZM75 237H76V235H75ZM88 237V239H90L91 237H94V238H96L95 237V235L94 236H87ZM106 237H104V238H106ZM152 237V236H151ZM209 237H210V235H209ZM21 238V237H20ZM80 238V237H79ZM86 238V237H85ZM99 238H101V237H99ZM98 238V239H99ZM3 239V238H2ZM5 239H7V238H5ZM12 239V238H11ZM22 239V238H21ZM31 239V240H32ZM92 239V238H91ZM206 239V238H205ZM87 240V239H86ZM93 240V239H92ZM200 240V239H199ZM84 241V240H83ZM7 242V241H6ZM9 242V241H8ZM15 242V241H14ZM21 242V241H20ZM34 242V241H33ZM96 242V241H95ZM201 242H203L202 240H201ZM246 242V241H245ZM5 243V242H4ZM21 243H23V242H21ZM31 243V242H30ZM77 243H78V241H77ZM90 242H88V244H89ZM101 243V242H100ZM7 244V243H6ZM36 244V245H37ZM80 244V243H79ZM102 244V243H101ZM109 244V243H108ZM107 244V245H108ZM157 244V245H156ZM202 244L203 243H201V245L200 246H202ZM205 244V243H204ZM212 244V243H211ZM10 245V244H9ZM81 245V244H80ZM86 245H87V243H86ZM262 245V244H261ZM30 246H33V245H30ZM82 246V245H81ZM93 246V245H92ZM96 246V245H95ZM103 246V245H102ZM109 246V245H108ZM157 246V247H156ZM199 246V247H200ZM209 246V245H208ZM225 246V245H224ZM4 247H8V246H4ZM28 247V246H27ZM35 247V246H34ZM33 247V248H34ZM39 247V248H40ZM104 247H106V245H104ZM210 247V246H209ZM10 248H12L11 246H10ZM36 248V247H35ZM91 248V247H90ZM201 248V247H200ZM213 248V247H212ZM248 248V247H247ZM5 249V248H4ZM28 249H30V248H28ZM89 249V248H88ZM95 249H99V247L98 248H95ZM109 248H107V249H105V250H108ZM117 249V251H118V248H116ZM15 250V249H14ZM91 250V249H90ZM89 250V251H90ZM112 250V249H111ZM260 250H261V248H260ZM32 250H30V252H31ZM92 251H94V250H92ZM98 251V250H97ZM97 251H94V252H97ZM99 251H101V250H99ZM98 251V252H99ZM203 251H205V250H203ZM16 253H17V251H15ZM41 252V251H40ZM109 252H110V250H109ZM112 252V251H111ZM210 252V251H209ZM208 252V253H209ZM211 252H213V251H211ZM219 252H221V251H219ZM32 253V252H31ZM35 253V252H34ZM42 253V252H41ZM44 253V252H43ZM42 253V254H43ZM90 253V252H89ZM92 253V252H91ZM258 253V252H257ZM260 253V252H259ZM8 254V253H7ZM40 254V253H39ZM45 254V253H44ZM212 255H213V253H211ZM12 255V254H11ZM15 255V254H14ZM20 255V254H19ZM37 255H38V253H37ZM99 255H102V254H99ZM109 255H111V254H109ZM206 255V254H205ZM208 255V254H207ZM216 255V254H215ZM31 256V255H30ZM41 256H43V255H41ZM105 256V255H104ZM130 256V255H129ZM218 256V255H217ZM9 257V256H8ZM38 257V256H37ZM93 257V256H92ZM97 257V256H96ZM111 257H113L112 255H111ZM115 257V256H114ZM126 257H127V255H126ZM170 257V256H169ZM256 257V256H255ZM16 258V257H15ZM34 258V257H33ZM40 258V257H39ZM106 258V257H105ZM107 258H109V257H107ZM165 258V257H164ZM10 259V258H9ZM118 259H121V257H118ZM209 259V258H208ZM8 260V259H7ZM26 261V260H25ZM44 261H46V260H44ZM103 261V260H102ZM4 262V261H3ZM2 262V263H3ZM7 262V261H6ZM16 262V261H15ZM43 262V261H42ZM100 262V261H99ZM111 262V261H110ZM221 262V261H220ZM0 263H1V261H0ZM5 263V262H4ZM12 263V262H11ZM90 262H88V264H89ZM92 263V262H91ZM103 263V262H102ZM112 263V262H111ZM13 264H15V263H13ZM32 264V263H31ZM98 264V263H97ZM116 264H121V260H118L117 261V263Z\"/></svg>",
  "mask_w": 264,
  "mask_h": 264
}]
</instances>
